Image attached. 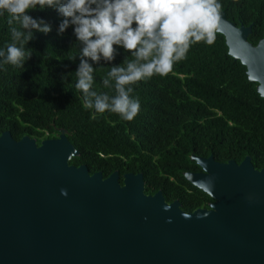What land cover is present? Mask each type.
Returning <instances> with one entry per match:
<instances>
[{"label": "water", "instance_id": "95a60500", "mask_svg": "<svg viewBox=\"0 0 264 264\" xmlns=\"http://www.w3.org/2000/svg\"><path fill=\"white\" fill-rule=\"evenodd\" d=\"M219 32L264 97V38L222 11ZM80 152L59 138L0 135V264H264V169L251 156L192 158L186 172L214 202L192 212L146 193L143 173L110 177L71 164Z\"/></svg>", "mask_w": 264, "mask_h": 264}, {"label": "trees", "instance_id": "16d2710c", "mask_svg": "<svg viewBox=\"0 0 264 264\" xmlns=\"http://www.w3.org/2000/svg\"><path fill=\"white\" fill-rule=\"evenodd\" d=\"M221 3L231 21L253 26L249 40L258 45L264 38V0ZM29 14L45 19L52 31L36 33L24 70L8 65L0 71V135L11 131L17 140L30 136L41 144L65 129L80 152L71 164H85L106 178L119 171L122 183L127 173H143L147 194L162 191L168 202L180 200L188 212L215 201L185 175L203 171L193 155H214L223 163L251 156L255 167L264 169V97L247 66L230 54L223 33L217 31L212 45H193L168 75L140 82L134 92L140 113L126 121L84 108L83 94L75 88L79 60H71L78 54L72 28L58 34L62 17L52 9ZM8 19L0 16V47L11 40ZM127 55L120 49L114 62L96 66L97 91L114 94L102 79Z\"/></svg>", "mask_w": 264, "mask_h": 264}, {"label": "clouds", "instance_id": "9594fccd", "mask_svg": "<svg viewBox=\"0 0 264 264\" xmlns=\"http://www.w3.org/2000/svg\"><path fill=\"white\" fill-rule=\"evenodd\" d=\"M222 7L221 0H0V16L8 15L11 32L10 42L0 47V71L8 65L24 70L36 33L52 31L51 24L30 11L55 10L62 17L58 34L71 27L76 38L78 54L71 60H79L75 88L83 94L84 108L131 121L141 110L135 87L168 75L193 45H212ZM120 49L128 55L102 79L114 94L97 91L96 66L114 62Z\"/></svg>", "mask_w": 264, "mask_h": 264}]
</instances>
